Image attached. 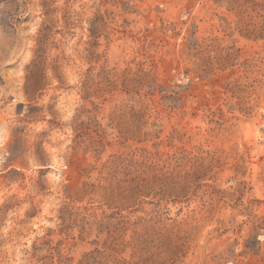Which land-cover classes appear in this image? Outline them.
Segmentation results:
<instances>
[{"label": "rangeland", "instance_id": "obj_1", "mask_svg": "<svg viewBox=\"0 0 264 264\" xmlns=\"http://www.w3.org/2000/svg\"><path fill=\"white\" fill-rule=\"evenodd\" d=\"M0 264H264V0H0Z\"/></svg>", "mask_w": 264, "mask_h": 264}]
</instances>
